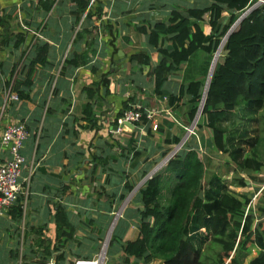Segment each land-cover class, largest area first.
Wrapping results in <instances>:
<instances>
[{"label":"trees","instance_id":"trees-1","mask_svg":"<svg viewBox=\"0 0 264 264\" xmlns=\"http://www.w3.org/2000/svg\"><path fill=\"white\" fill-rule=\"evenodd\" d=\"M71 1L73 28L80 25L81 29L77 30L73 45L62 63L61 76L71 74L91 62L92 56L97 52L99 29L95 26L96 35L88 40L87 37L93 30L85 28L83 22L94 15L98 17L103 12L99 6L95 11L92 10V4L97 0ZM257 1L259 0H211L205 5L175 8L166 21L137 26L146 35L148 48L132 53L130 63L137 70L151 66L155 94L167 97L168 105L171 106L179 105L185 100L189 104L188 124H191L200 109L205 77L213 56L229 29ZM55 4V0H43L41 8L47 14L55 9ZM56 5L57 10H60L62 3ZM206 14L209 15L208 21L205 20ZM14 17L13 12H0V48L13 46L21 49L24 46L25 49L5 85H11L19 99H32L31 92L37 78H45L47 70L55 66L53 47L48 40L35 39L34 35L26 44L27 31L22 26L15 29L17 24H13ZM49 20L50 18L41 24L42 30L50 26ZM205 24L210 26L208 32L204 29ZM82 41L86 42L87 49L77 46ZM89 48L91 52L88 51ZM152 51L159 54L155 64ZM184 65L186 67L179 91L169 90V78L181 71ZM137 70L131 71L129 75L134 86H139ZM110 83L111 79L106 72L98 80L83 86L82 92L88 99L83 119L87 122L82 126L78 124L76 129L69 121L65 122V126L69 127L65 131H72L77 135L80 127H100L94 111L95 100H101V97L109 94ZM100 89H104V94H99ZM59 92L56 84L53 91L55 98L44 100L42 107H46V115L58 109L56 95ZM60 99L71 105L70 97ZM132 99L130 97L125 102L124 110L133 108L135 101L130 102ZM66 111L67 108L62 112ZM141 111L142 120L135 124H143L150 133L152 120L148 118L144 107ZM122 113L123 111L118 116ZM118 116L115 117V124ZM254 120L259 122L257 128L246 126V123ZM204 126L212 131L213 149L228 154L234 166L230 183L219 174L213 173L207 177L206 161L199 151L196 136L191 135V139L188 138L165 165L138 188L134 197L138 199V205L124 211L112 234L107 250V264H264V203H258V214L248 208L253 197L238 194L229 187V184L246 186L247 177H253L264 168V2L236 25L225 43L223 59L217 63L197 122V128ZM157 129L164 130L160 124ZM38 130L35 129L33 136L40 138L39 147L45 132L44 126L39 135ZM179 130L186 132L181 125ZM181 138V134L168 133L164 139L167 148L159 150V156L166 157L171 145L179 143ZM247 144L251 145L248 151L245 150ZM105 145L107 146H101L104 154L98 150L100 147L93 150L89 177L93 183L98 181L99 177L96 176L99 172L105 173V182L99 185L103 188L100 194L107 195L110 200L105 205L106 211L99 215L105 221H110L115 210L111 199L122 201L127 198L136 187L137 180L145 177L153 167V162H156L152 158L156 149L118 145L120 151L115 155L113 144L107 141ZM113 160L117 161L116 168L110 164ZM134 173L136 176H133ZM111 174H115L116 180H112ZM106 184H115L117 188L108 192ZM97 187L95 185L94 189ZM262 195L264 202V188ZM22 196L17 201L20 211L23 210ZM96 198V202L102 200L98 196ZM81 216L82 212L72 216L64 204H56V241L53 243L42 234L38 236L34 252L40 251L41 255L36 264H46L53 256L60 263L67 260L69 253L75 259L81 257L80 252H71L72 242L77 243L78 247L83 245L76 240L77 232L82 225L95 227L100 224L94 217L82 219ZM131 220L136 222L138 234L134 239H125ZM253 247L258 252L248 259ZM86 257L92 258L91 255ZM115 257L119 259V263ZM69 262L74 263L71 260Z\"/></svg>","mask_w":264,"mask_h":264},{"label":"crops","instance_id":"crops-1","mask_svg":"<svg viewBox=\"0 0 264 264\" xmlns=\"http://www.w3.org/2000/svg\"><path fill=\"white\" fill-rule=\"evenodd\" d=\"M42 1L0 0L1 13L13 12L15 16L13 24H17L15 29L19 28L21 24L30 27V30H27L26 44L31 40L33 31H40L43 36L41 39H46L51 43L55 61V66L47 70L45 78H39V80L37 78L31 92L32 99L10 100L1 117L6 90L11 89V85L6 86L5 83L10 78L12 69L16 66L25 47L23 46L21 49L13 46L0 48V159L9 156L8 149L1 143L2 131L7 124L21 120L26 123L30 131L22 149L26 161L21 175L23 186L28 185L29 195L22 196V211H20L18 202H15L0 218V264L38 263L41 254L40 251L34 252L36 249L34 243L40 234L44 238L52 240L53 243L56 241L54 214L56 204L59 202L67 207L72 216L82 212V219L90 216L104 223V217L99 215L105 209L103 201L96 202L97 193L93 191L95 185L99 187L105 182V173H98L97 182L91 183L89 177V168L92 166L90 159L95 147H100L98 150L104 154L101 146H107L105 142L108 141L113 144V151L118 145L126 148L134 145L140 148L146 146L150 150L154 148L157 151L161 150V143L165 144L164 139L168 133L180 134V125L190 126L188 124L189 104L183 100L179 105H168L164 108L161 116L163 118L160 117L163 131L152 129L149 133L143 124H129V128H126L122 133L113 132L116 127L115 117L124 110L125 102L130 97L133 98L130 102L139 101L152 108L159 107L163 101V98L154 92V78L150 74L151 66L137 70L130 63L129 58L132 53L148 48L146 35L139 31L137 26L166 21L175 8L195 7L211 2V0H97L92 4V10L95 11L99 6L103 11L102 14L98 17L94 15L83 22L85 28L93 30V33L87 37L88 40L96 35L95 26L99 29L97 52L92 56L89 64L77 68L71 74L61 76L62 63L81 26L73 28V17L70 15L73 4L71 0H55L56 4L62 3V7L60 6V10H57L55 4V9L47 14L41 8ZM49 18L50 26L42 30L41 24ZM208 18L205 16L206 21ZM204 29L208 32L210 26L205 24ZM77 46L80 49H87L84 41L79 42ZM88 51L91 52V48ZM151 56L155 64L159 59L158 52L152 51ZM216 61L214 60L212 68L216 66ZM185 67L186 65L169 78L167 82L169 90L179 91ZM135 70L139 74V86H134L129 76L131 71L135 72ZM106 72L111 79L110 92L103 98L101 97V100H95L94 106L95 116L100 127H80L77 135H74L72 131L68 133L65 129L69 127L65 126V122L69 121L75 129L78 124L82 126L87 122L83 119L85 104L88 100L86 94L82 92L83 86L98 80ZM56 84L60 89L56 95V97L58 96L56 100L58 109L46 115V107L43 108L42 104L45 99L50 101L51 98H55L53 91ZM103 90L100 89V95L104 94ZM61 97H70L71 105L62 102ZM66 108L68 111L62 112ZM75 119L77 121H74ZM43 126L45 132L38 147L40 138L38 136L35 138L33 133L37 128L39 135ZM208 141L209 138L206 139L207 143ZM211 143H213L212 139ZM211 148L213 153L217 151L213 149V144H211ZM114 153L116 152L114 151ZM213 173L219 174L214 171L211 174ZM255 175L247 177V185L244 187L234 185L239 194L250 196L252 194L250 191L255 190L263 194L264 178H257L260 175ZM230 179L225 178L229 183ZM248 179H251V182ZM64 187H66L65 190H63ZM229 187L233 189V185L229 184ZM110 188L112 192V189L115 190L117 187L113 185ZM101 225L102 223L98 227H91L90 230L86 227L87 225H82L76 234V240L83 244L90 243L91 249H94V244L100 242L101 239L100 236H95L92 233L100 229ZM135 235L137 234L135 233ZM74 245L72 242L71 252L73 253L74 248L77 247L81 250L78 252L82 254L77 258H87L88 255L93 257L96 254L91 251L83 253V245H81L82 247H78V245L74 247ZM253 249L256 250L254 247ZM74 259L75 256L69 253L67 260H62L58 264H69V261Z\"/></svg>","mask_w":264,"mask_h":264},{"label":"rangeland","instance_id":"rangeland-1","mask_svg":"<svg viewBox=\"0 0 264 264\" xmlns=\"http://www.w3.org/2000/svg\"><path fill=\"white\" fill-rule=\"evenodd\" d=\"M264 1L263 0H261L260 2H259V4H261V3H263ZM201 3H203V2H201ZM258 4V5H259ZM201 5V4H200ZM203 5H205V4H203ZM225 15L227 16L228 15V13H225ZM205 16H208L209 17V15L208 14H206ZM209 19V18H208ZM225 41H223V43H222V45H221V48H220V50H219V52L217 53V54H215L216 56H213V58H212V61H211V64H210V67H209V70H208V73H207V75H206V77H205V79H206V81H207V78H208V74H209V71H210V69H211V67H212V64H213V61L215 60V58H217V61H216V66H217V63H219V62H221L222 61V59H223V55H224V46H225ZM215 57V58H214ZM212 70H213V68H212ZM206 81H205V83H206ZM162 103H164L163 105H162ZM161 105H160V107H162V108H165V107H167L168 106V100H167V97L165 98V99H163V101H161V103H160ZM164 111V110H163ZM161 115V114H160ZM160 115H158L157 116V122H158V124H160V125H162V121H161V119H160V117L162 116H160ZM200 117H201V115L199 116V118H198V121H199V119H200ZM161 118H163V117H161ZM197 121V122H198ZM191 125V124H190ZM258 125H259V122L258 121H256V120H254V121H251L250 123H246V126L247 127H250V128H257L258 127ZM194 130H195V132L196 133H191L190 134V136H189V139H191V135L192 136H196V138H195V140L197 141V143L199 144V146H198V148L200 149L199 151H200V153L203 155V157H204V160L206 161V166H207V168H208V171H207V177H209L210 176V174L214 171V172H218L220 175H222V176H224L225 178H232V176L234 175V173H233V170H234V166H233V164L230 162V160H229V156H228V154H226V153H221V152H217V151H215L214 153H213V151H212V148H211V144H213V143H211V139H212V131L209 129V128H207V127H203V128H201V129H199V128H197V124L195 125V127L193 128ZM157 130V129H156ZM180 134L182 135V137H184V135L186 134V132H180ZM254 134V133H253ZM164 136V135H163ZM163 138V137H162ZM202 138V139H201ZM207 138H209V141H208V143L206 142V139ZM182 139V138H181ZM211 143V144H210ZM178 146H179V143H177V144H174V145H171V150H170V152L172 151V150H174L175 148H178ZM251 145L250 144H247L246 146H245V150L246 151H248L251 147H250ZM160 148L161 149H163V148H167V145H165V144H162L161 143V146H160ZM115 150V155H118L119 154V151H120V148H118V147H115L114 148ZM160 155V152H159V150H157L155 153H154V155H153V160H156V162L154 161L153 163H154V165H153V167L151 168V170H150V172L155 168V167H157L158 165H160V164H162L163 162H164V159L166 158V157H161V156H159ZM210 158H211V161L209 162V160H210ZM116 162L117 161H114L113 160V162H110V164L114 167V168H116ZM123 164H125V163H123ZM163 165H165V163L164 164H162L161 165V167L163 166ZM160 167V168H161ZM159 168V169H160ZM149 172V173H150ZM149 173L145 176V177H143V178H141L140 180H137L138 181V183H137V185H136V187L134 188L135 190L134 191H132L131 193H129L128 194V196H127V198L126 199H124V200H122V201H120V200H115V199H111V201L113 202V208L115 209L114 210V213H112V216H113V218L109 221H106L105 222V220H103L104 221V223L103 222H100V223H102V225L100 226V229H96L97 231L95 232V233H92L93 235H95V236H100V239H101V241L100 242H98V243H96V244H94V249H91L92 247H91V244L90 243H84L83 244V253H86V252H90L91 251V253H98V251H101L103 248H104V246L106 245L107 247H106V250H108V247H109V244H110V242H111V237H112V234H113V232L115 231V228H116V226H117V223H118V220H119V218L120 217H122L123 216V213H124V211L125 210H131L132 208H134L136 205H138V199L137 198H134L135 196H136V194H137V190H138V188L140 187V186H142L143 184H144V180L149 176ZM264 168L260 171V172H257L256 174L257 175H255V176H258V175H260V176H262V177H260V176H258L257 178H264ZM111 176H112V180H116V178H115V174H111ZM134 176H136V174H134ZM138 177L139 176H137V179H138ZM248 181L249 182H251V179H248ZM113 185H115V184H113ZM113 185H111V184H106V186L105 187H107L106 188V190L108 191V192H111L110 190H111V186H113ZM233 185V184H232ZM231 185V186H232ZM236 186H234L233 185V189L232 190H234L235 192H237V190H236ZM245 189V188H244ZM103 191V188L102 187H97L96 189H94V191L93 192H95V193H97V196L101 199L102 198V201H103V204H104V207H105V205L107 204V202H108V200H110V197L108 198V196L107 195H104V196H101V194H100V192H102ZM252 194L250 195L251 197H253L252 198V202H251V206L249 205L248 206V208H250V209H252V210H254V211H256L258 214H259V211H257V205H258V203H264L263 202V195H262V193H260V191H257V190H255V191H250ZM119 193V192H118ZM238 193V192H237ZM106 194V193H105ZM239 194V193H238ZM247 195V194H246ZM249 196V195H248ZM129 197V198H128ZM110 201V202H111ZM96 203V202H95ZM106 211V208L104 209V211L103 212H105ZM130 222H132V224H131V226H130V228H128V230H127V232L125 233V239L127 238V239H129L130 237H132V239H134L137 235H135V233L136 234H138V230H137V225H136V222H134L133 220H131ZM87 228H88V230H90L91 229V227L89 226V225H87L86 226ZM96 227H98L97 225H96ZM92 231H93V229H92ZM135 232V233H134ZM75 245L77 246V244L75 243ZM75 245H74V247H75ZM82 247V246H81ZM75 249V251H81L80 249H77V247H75L74 248ZM116 249L118 250L119 248L118 247H116ZM257 253V249L256 250H254L253 248L251 249V253H250V255H249V258L248 259H250V258H252L255 254ZM115 259H116V257H115ZM106 260H108V259H106ZM117 260V262L119 263L120 261H119V259L117 258L116 259ZM115 264V263H114ZM119 264H124V263H119ZM151 264H158L157 262H153V263H151Z\"/></svg>","mask_w":264,"mask_h":264},{"label":"built area","instance_id":"built-area-1","mask_svg":"<svg viewBox=\"0 0 264 264\" xmlns=\"http://www.w3.org/2000/svg\"><path fill=\"white\" fill-rule=\"evenodd\" d=\"M264 1V0H263ZM24 30H30V27L21 24ZM33 35L36 38H42L41 32L33 31ZM31 48L28 50L30 51ZM164 97L163 99H165ZM19 96L12 89L6 90L5 103L2 106L1 117L7 108V104L10 100H17ZM162 99V100H163ZM144 107L147 111V116L152 120V129L158 128V122L156 121L158 115H162L164 108L162 107H147L144 103L135 101L133 108L123 110V113L118 116L116 127L113 132L116 134L122 133L126 128H129L130 123H138L142 120L141 108ZM160 115V116H161ZM195 125L185 127L186 131L189 132L188 138L191 133H196L193 129ZM30 135V131L25 122L18 120L13 121L6 125L2 131L1 143L8 149L9 156L0 159V218L11 208L15 202H17L21 195L27 197L29 195V188L23 186L21 182L22 169L25 164L26 158L22 153L24 142ZM187 138V139H188ZM186 139V140H187ZM186 142V141H185ZM29 183V182H28ZM106 245L101 251H98L92 258H76L73 260L74 263L69 264H107V250ZM46 264H58L55 257L49 259Z\"/></svg>","mask_w":264,"mask_h":264},{"label":"water","instance_id":"water-1","mask_svg":"<svg viewBox=\"0 0 264 264\" xmlns=\"http://www.w3.org/2000/svg\"><path fill=\"white\" fill-rule=\"evenodd\" d=\"M260 1H261V0L257 1L256 3H254V4L251 5V6H250L245 12L242 13V15H241V16L238 18V20L235 22V24H233V26L229 29V31L227 32V34H226V36H225V38H224L223 41H225V42L227 41L229 35L234 31L236 25L240 24V23L242 22V20L244 19V17H245V16H246L251 10H253L254 8H256V7L258 6V4H259ZM223 41H222V43H223ZM221 45H222V44H221ZM221 45H220L218 51L216 52V54L219 52V50H220V48H221ZM214 56H216V55H214ZM214 58H215V57H214ZM214 71H215V69H214ZM214 71H213L212 73H211V69H210V71H209L208 78H207V81H206V84H205V89H204V94H203L202 102H201V104H200V109H199L198 113L196 114L195 119H194L193 122H192V125H196V124H197L198 118H199V116H200L201 113H202V110H203V107H204V104H205V100H206V97H207V92H208V89H209L210 82H211V79H212V76H213ZM130 125H133V123H130ZM188 135H189V132L186 131V134L184 135V137H182L181 141L179 142V146H178V148H175L174 150H172L171 152H169V154L166 156V158L164 159V162H163L162 164L166 163V162L169 160V158L177 152V150H178V149H179V148L185 143L186 139L188 138ZM162 164H160V165H158L157 167H155V168L149 173V176H148L147 178H151L152 175H153L156 171L159 170V168L161 167ZM147 178H146V179H147ZM146 179H145L144 181H146ZM137 186H138V185H137ZM134 190H135V189H134ZM134 190H133V191H134ZM128 198H129V197H128Z\"/></svg>","mask_w":264,"mask_h":264},{"label":"bare ground","instance_id":"bare-ground-1","mask_svg":"<svg viewBox=\"0 0 264 264\" xmlns=\"http://www.w3.org/2000/svg\"><path fill=\"white\" fill-rule=\"evenodd\" d=\"M214 62V61H213ZM212 66H213V64H212ZM216 68V66L213 68V70H212V67H211V73L214 71V69Z\"/></svg>","mask_w":264,"mask_h":264}]
</instances>
